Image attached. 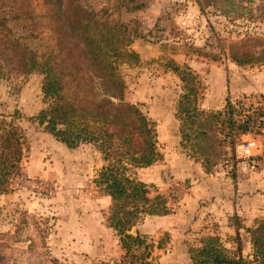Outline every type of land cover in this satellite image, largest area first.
I'll return each instance as SVG.
<instances>
[{
    "label": "rangeland",
    "instance_id": "374dc122",
    "mask_svg": "<svg viewBox=\"0 0 264 264\" xmlns=\"http://www.w3.org/2000/svg\"><path fill=\"white\" fill-rule=\"evenodd\" d=\"M110 2L129 37L122 47L136 53L118 61L124 98L138 104L157 134L158 159L136 168L135 176L167 206L164 214L141 215L129 232L153 243L154 261L193 264L190 249L207 235L234 249L239 226L246 254L244 227L264 217V184H257L264 174L239 178L221 163L227 147L264 136V60L238 64L228 45L264 37V18H233L214 5L200 10L197 0ZM48 8L44 0H0L13 35L38 54L55 49ZM41 79L38 72L0 78V116H14L25 143L21 172L0 193V264L113 263L123 250L108 221L111 198L94 181L102 155L89 143L70 147L37 123L44 106ZM190 88L189 116L178 117ZM201 129L206 133L195 136ZM235 176L248 188L232 182ZM201 180H210L202 194L194 185Z\"/></svg>",
    "mask_w": 264,
    "mask_h": 264
},
{
    "label": "trees",
    "instance_id": "16d2710c",
    "mask_svg": "<svg viewBox=\"0 0 264 264\" xmlns=\"http://www.w3.org/2000/svg\"><path fill=\"white\" fill-rule=\"evenodd\" d=\"M92 1L44 0L56 42L55 49L42 54L14 36L6 18L0 15V78L41 73L44 106L35 115L37 123L70 147L89 143L101 153L104 163L94 181L111 198L108 221L119 236L123 254L113 263L94 264H164L152 259L153 243L139 232H129L141 215L167 211L164 197H150L147 185L135 176L136 168L148 166L159 157L154 125L138 104L124 98L118 61L136 53L121 45L129 37L109 11L114 4L104 0L97 7ZM254 1L197 3L200 10L214 5L233 18H264V0L257 5ZM228 55L238 64L262 62L264 37L247 36L230 42ZM186 78L181 75V79ZM194 93L190 88L182 95L178 117L189 112ZM205 133L201 129L195 136ZM24 145L14 116H0V193L7 191L10 179L21 172ZM235 230L234 249L227 248L219 236L207 235L198 247L190 249L192 263L264 264V217L244 227L250 245L246 254L239 226Z\"/></svg>",
    "mask_w": 264,
    "mask_h": 264
},
{
    "label": "built area",
    "instance_id": "2783aa9c",
    "mask_svg": "<svg viewBox=\"0 0 264 264\" xmlns=\"http://www.w3.org/2000/svg\"><path fill=\"white\" fill-rule=\"evenodd\" d=\"M262 121L264 126V117ZM221 164L239 178L264 171V136L244 139L227 147Z\"/></svg>",
    "mask_w": 264,
    "mask_h": 264
},
{
    "label": "crops",
    "instance_id": "0c3cea01",
    "mask_svg": "<svg viewBox=\"0 0 264 264\" xmlns=\"http://www.w3.org/2000/svg\"><path fill=\"white\" fill-rule=\"evenodd\" d=\"M151 109H152V106H151ZM151 112V111H150ZM174 119V118H173ZM175 121V120H174ZM161 124V123H160ZM160 124H158V127H160ZM171 124H174V123H170V125ZM258 174H264V171H259V172H257ZM235 180H233L232 182H235V183H240L241 185H243V186H246L247 188H248V186H249V184L247 183V182H245V184H244V182L243 181H239V179L235 176ZM260 178H262L261 176H260ZM199 179V178H198ZM261 182L260 183H257L258 185L259 184H264V179H261L260 180ZM209 182H210V180L208 181V183H206V182H204L203 180H201L200 182H196L194 185H197V187H198V192L200 191V193L202 194L203 193V191H204V189L207 187V185H209ZM230 182L231 181H229L228 179H225L224 180V182H223V185L225 186V185H230ZM219 184L220 183H218V184H215L217 187H219ZM193 187H196V186H193ZM210 187H212V185L210 186ZM226 188H228L227 186H225ZM229 189V188H228ZM230 190V189H229ZM201 194H199V195H201ZM223 195H225L224 193H221L220 194V196L222 197ZM226 200V199H225ZM225 200H223L224 202H225ZM221 206H226L225 205V203L224 204H222Z\"/></svg>",
    "mask_w": 264,
    "mask_h": 264
},
{
    "label": "water",
    "instance_id": "95a60500",
    "mask_svg": "<svg viewBox=\"0 0 264 264\" xmlns=\"http://www.w3.org/2000/svg\"><path fill=\"white\" fill-rule=\"evenodd\" d=\"M144 45H146V44H144Z\"/></svg>",
    "mask_w": 264,
    "mask_h": 264
}]
</instances>
